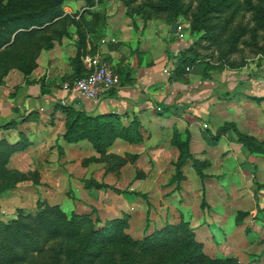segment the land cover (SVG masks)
I'll return each mask as SVG.
<instances>
[{
  "label": "rangeland",
  "instance_id": "374dc122",
  "mask_svg": "<svg viewBox=\"0 0 264 264\" xmlns=\"http://www.w3.org/2000/svg\"><path fill=\"white\" fill-rule=\"evenodd\" d=\"M113 1L122 5L113 9L115 13L122 10L132 21L140 17L145 27L164 28L167 37L177 24L176 35L186 42L182 51L198 58L195 71L202 72L206 62L229 71L249 69L264 57V30L255 28L252 9L258 0H233L232 7L208 16H201L204 0ZM131 24L136 28L135 21ZM263 97L236 92L219 97L207 118L189 128L192 158L183 165L180 181L176 165L183 152L177 142L186 139L184 126L163 122L155 128L151 120H140L141 141L117 138L127 144L115 141L104 155L88 140L67 151L60 134L27 150L30 145L19 132V149L0 172V220L16 219L21 209L35 214L39 200L59 206L68 216H85V227L95 226L101 233L82 264H152L159 253L140 251L120 235L143 240L181 222L188 224L211 259L264 264V157L250 154L239 141L247 137L264 142ZM127 154L139 157L124 165L111 157ZM84 179L128 193L87 189ZM240 213H248L242 223ZM117 220V226L107 225ZM110 230L115 231L113 238L108 237ZM76 246L67 236L42 239L40 251L17 264H70L67 253Z\"/></svg>",
  "mask_w": 264,
  "mask_h": 264
},
{
  "label": "crops",
  "instance_id": "0c3cea01",
  "mask_svg": "<svg viewBox=\"0 0 264 264\" xmlns=\"http://www.w3.org/2000/svg\"><path fill=\"white\" fill-rule=\"evenodd\" d=\"M116 6L122 7L113 0H95L93 5L65 0L63 10L75 21L68 25L69 34L55 39L52 48L40 50L29 76L13 68L0 83V141L17 145L21 132L30 145L28 150L45 145L51 136L64 134L66 115L60 104L66 98L73 104L74 96L68 97L63 85L75 78L73 60L79 50V29L85 35L82 60L100 56L121 75L119 85L109 95L80 99L78 108L90 115L108 114L120 118L125 126L137 117L151 120L155 128L165 122L166 126L177 124L191 129L207 118L226 92L247 98L264 96V57L253 65L255 68L218 70L211 73V78L205 79L204 71L194 69L179 75L175 70L186 42L171 29L167 37L162 27H145L140 17H134V28L125 11L114 12ZM50 119H54L52 124ZM119 142L126 143H115ZM61 144L70 151L88 142L63 140Z\"/></svg>",
  "mask_w": 264,
  "mask_h": 264
},
{
  "label": "trees",
  "instance_id": "16d2710c",
  "mask_svg": "<svg viewBox=\"0 0 264 264\" xmlns=\"http://www.w3.org/2000/svg\"><path fill=\"white\" fill-rule=\"evenodd\" d=\"M258 1V5L252 6L255 28L264 30V0ZM64 3L65 0H0V83L13 68H18L26 77L29 76L36 66L35 62L40 50L52 48L55 39L69 34L68 25L75 21L65 14ZM87 3L93 5L94 1L87 0ZM233 5V0H204L201 16L221 13ZM49 31L51 33H48ZM78 33L79 50L73 60L75 78L69 82L82 78L87 73L82 60L85 53L81 50L85 35L80 29ZM197 59L196 56L191 57L187 51H182L175 72L185 75L192 69L196 70ZM203 67L205 79L211 78L212 72L223 70V67L212 66L207 62ZM116 72L119 74L118 71ZM119 76L121 80V75ZM229 94L224 93V95ZM60 107L66 115V130L62 138L69 143L88 140L99 154L104 155L117 138L130 142L142 140L141 122L137 117L129 126H125L120 118L108 114L90 115L85 109L73 104H60ZM185 134L186 139L177 142L183 152V159L176 165L178 181L182 178L183 165L192 158L190 150L192 134L189 128L186 129ZM239 141L250 154L264 157V142H256L247 137H242ZM19 144L13 145L7 140L0 141V172L6 170L10 157L19 149ZM111 157L117 158L120 165H124L130 160H137L139 155L127 154L125 158L115 155ZM196 168L201 179H204L205 174L198 161ZM84 183L87 189L111 190L118 194L128 193L95 179H84ZM260 188L262 187H259L257 193ZM142 197L146 198L145 195ZM147 203L150 207V202ZM37 206L38 210L35 214L26 215L21 209L16 219L0 220V263H20L26 256L40 251L42 239L53 240L67 236L77 241V246L67 253L70 264H82L90 255L92 241L98 238L101 232L92 225L85 227V216L76 213L68 216L59 206L43 204L41 200L38 201ZM247 215L248 213H240L238 222L242 223ZM120 222L112 221L107 225L112 228ZM114 233L115 231L110 230L108 237L113 238ZM120 238L145 253H159L152 264H244L236 259L214 260L208 257L203 245L195 240V234L186 222L168 225L164 230L155 232L143 240H133L126 234H121Z\"/></svg>",
  "mask_w": 264,
  "mask_h": 264
},
{
  "label": "built area",
  "instance_id": "2783aa9c",
  "mask_svg": "<svg viewBox=\"0 0 264 264\" xmlns=\"http://www.w3.org/2000/svg\"><path fill=\"white\" fill-rule=\"evenodd\" d=\"M84 66L87 71L84 77L63 85L68 97L74 96L73 105L76 107L81 105V98L100 99L109 95L120 83L119 74L100 56L84 59ZM62 104L71 105L68 98L63 99Z\"/></svg>",
  "mask_w": 264,
  "mask_h": 264
},
{
  "label": "water",
  "instance_id": "95a60500",
  "mask_svg": "<svg viewBox=\"0 0 264 264\" xmlns=\"http://www.w3.org/2000/svg\"><path fill=\"white\" fill-rule=\"evenodd\" d=\"M177 30H178V25L177 24H173L172 27H171V32L176 34Z\"/></svg>",
  "mask_w": 264,
  "mask_h": 264
}]
</instances>
